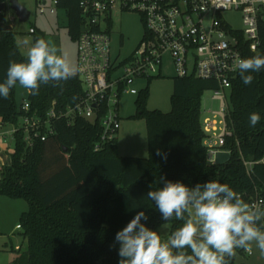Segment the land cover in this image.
Instances as JSON below:
<instances>
[{"label": "trees", "instance_id": "trees-1", "mask_svg": "<svg viewBox=\"0 0 264 264\" xmlns=\"http://www.w3.org/2000/svg\"><path fill=\"white\" fill-rule=\"evenodd\" d=\"M70 2L67 28L76 41L82 20L77 0ZM259 36L257 51L245 48L244 58L264 56V15ZM15 37L0 21V82L6 79L10 60L26 59ZM250 74V85L239 74L232 80L227 111L232 134L223 145L230 158L224 164L209 162L203 128L202 97L218 83L195 76L173 78L169 112L148 108L149 85L137 95L133 117L144 119L148 130L144 157L121 156L117 137L96 150L100 123L82 117L71 123L67 118L52 120L54 133L45 140L36 138L33 146H28L23 129L15 132L11 160L0 171V195L23 198L29 209L19 224L27 248L20 247L9 264H119L115 235L137 212L145 211L149 218L142 222L150 229L160 232L165 223L147 198L150 190L163 187L160 177L189 187L216 180L228 184L246 203L257 194L264 198V69ZM78 75L42 84L36 95L29 92V112L16 101V85L7 99L0 98L2 123L18 124L24 114L45 118L53 102L57 111L75 106L84 96ZM252 112L261 117L255 127L249 123ZM244 159L253 162L250 173ZM167 223L170 235L183 221L173 218ZM258 224L264 226V219ZM226 259L233 263V257Z\"/></svg>", "mask_w": 264, "mask_h": 264}, {"label": "built area", "instance_id": "built-area-1", "mask_svg": "<svg viewBox=\"0 0 264 264\" xmlns=\"http://www.w3.org/2000/svg\"><path fill=\"white\" fill-rule=\"evenodd\" d=\"M11 1L0 0V21L12 28L13 16L7 14L8 7L15 12ZM70 3V0H35L43 14L58 10L67 14ZM74 5L82 20L76 43L77 74L84 96L66 111H57L53 102L45 118L24 114L18 124H10L12 139L15 141V132L23 129L28 146H33L36 138L45 140L47 134L54 133L52 120L67 118L71 123L82 117L91 122L99 121L101 135L95 149H100L105 142L117 137L120 130L122 96L140 93L141 90L133 87L137 80L160 76L163 56L169 54L177 77L195 76L218 83L211 91L220 109L210 111L203 118L207 157L210 163H217V154L227 152L223 149L226 136L232 134L227 123L228 100L232 80L239 74L233 67L238 58H244L245 48L257 51L261 44L259 26L264 15V0H77ZM115 12H136L144 22L141 41L124 57L120 50L113 51ZM231 12L240 15L243 26L232 24L228 17ZM36 32L34 25L28 30L29 34ZM22 108L29 112L30 102H23ZM7 125L0 119L1 128ZM13 151L0 149V171L10 162ZM244 163L250 173L253 162L244 159ZM247 203L264 210V198L258 194ZM246 253L250 255L252 251Z\"/></svg>", "mask_w": 264, "mask_h": 264}, {"label": "clouds", "instance_id": "clouds-1", "mask_svg": "<svg viewBox=\"0 0 264 264\" xmlns=\"http://www.w3.org/2000/svg\"><path fill=\"white\" fill-rule=\"evenodd\" d=\"M262 69L264 56L260 55L238 58L233 67L245 85L253 82L250 73ZM76 71L58 55L55 45L37 39L24 61L10 60L6 79L0 82V98L7 99L17 84L36 95L42 84L67 81ZM260 119L258 112L250 113V126L255 127ZM157 155H161L159 150ZM160 182L163 187L150 190L147 198L165 222L161 227L173 218L183 223L162 240L159 231L142 222L149 218L145 211L137 212L115 235L119 264H227L226 258L235 256L236 249L251 253L253 244L264 255V230L258 224L264 210L244 202L228 184L209 180L189 187L164 177Z\"/></svg>", "mask_w": 264, "mask_h": 264}, {"label": "rangeland", "instance_id": "rangeland-1", "mask_svg": "<svg viewBox=\"0 0 264 264\" xmlns=\"http://www.w3.org/2000/svg\"><path fill=\"white\" fill-rule=\"evenodd\" d=\"M31 13L30 19L20 21L16 13L7 8L8 17H12L10 24L15 32L16 44L22 54L26 56L31 44L37 39H45L51 42L58 49V55H62L70 65L77 70V43L71 38L67 24L68 18L62 10L56 13H40L35 0H19ZM232 24L241 27V17L238 13L228 14ZM112 45L114 53L120 50L121 57L127 56L141 41L144 27L140 14L136 12H115L113 15ZM34 25L37 28L36 34H29V28ZM123 36V43H121ZM27 42V43H26ZM173 59L165 54L162 60V73L158 77L143 78L137 80L133 87L138 90L149 85V96L147 106L149 109H159L165 112L171 110L170 97L173 91V78L177 76ZM77 73V71H76ZM16 101L18 104L28 100L29 91L16 86ZM212 97L213 92L207 90L202 97L203 116L209 115L210 111H217L220 108L218 100ZM136 94H125L119 102L120 126L117 133L119 143V154L144 157L147 156V129L144 119L134 118L136 112ZM12 125L0 127V149H14L12 139ZM29 209V203L23 198H11L0 195V264H9L18 255L21 247L24 251L27 248V239H24L23 228L18 226L21 223V215ZM264 230V226H262ZM170 225L160 227L163 240L169 236ZM232 264H264V255L253 244L252 254L243 255L236 249Z\"/></svg>", "mask_w": 264, "mask_h": 264}, {"label": "water", "instance_id": "water-1", "mask_svg": "<svg viewBox=\"0 0 264 264\" xmlns=\"http://www.w3.org/2000/svg\"><path fill=\"white\" fill-rule=\"evenodd\" d=\"M12 9L16 12L18 19L20 21H27L30 16V11L22 5L19 0H12ZM2 8L4 7L3 5L1 6ZM1 28L4 31H12V28L9 24L2 23ZM66 150V149H65ZM230 158V154L228 152H219L216 156V162L217 163H223L226 162Z\"/></svg>", "mask_w": 264, "mask_h": 264}, {"label": "flooded vegetation", "instance_id": "flooded-vegetation-1", "mask_svg": "<svg viewBox=\"0 0 264 264\" xmlns=\"http://www.w3.org/2000/svg\"><path fill=\"white\" fill-rule=\"evenodd\" d=\"M121 43H123V36H121Z\"/></svg>", "mask_w": 264, "mask_h": 264}, {"label": "crops", "instance_id": "crops-1", "mask_svg": "<svg viewBox=\"0 0 264 264\" xmlns=\"http://www.w3.org/2000/svg\"><path fill=\"white\" fill-rule=\"evenodd\" d=\"M121 155V154H120ZM121 156H131V155H121Z\"/></svg>", "mask_w": 264, "mask_h": 264}]
</instances>
